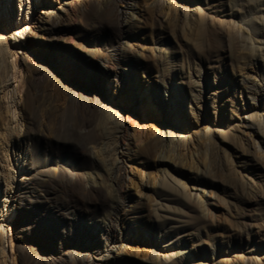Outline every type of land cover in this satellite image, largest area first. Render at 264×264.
<instances>
[{"label": "rangeland", "instance_id": "374dc122", "mask_svg": "<svg viewBox=\"0 0 264 264\" xmlns=\"http://www.w3.org/2000/svg\"><path fill=\"white\" fill-rule=\"evenodd\" d=\"M67 1L81 9L59 19L71 27L60 43L85 57L119 41L123 81L112 85L111 63L97 59L104 83L94 108L81 99L53 117L47 130L59 133L38 156L52 169L19 199L28 156L20 104L28 88L56 90L44 86L50 69L30 56L32 67L22 65L20 50L66 0H0V264L85 258L88 240L72 246L76 228L50 219L70 205L75 167L120 201L89 225L101 236L115 229L102 264H264V0ZM124 4L129 16L118 21ZM87 121L96 133L69 132ZM59 245L62 255L51 251Z\"/></svg>", "mask_w": 264, "mask_h": 264}, {"label": "bare ground", "instance_id": "6f19581e", "mask_svg": "<svg viewBox=\"0 0 264 264\" xmlns=\"http://www.w3.org/2000/svg\"><path fill=\"white\" fill-rule=\"evenodd\" d=\"M67 2L68 1L66 0L65 5L60 9V11H56L55 13L47 16L44 25L39 28L38 34L33 39L26 38L25 46L20 50V60L22 65H28V67H32V65L29 63L28 56H30L33 59L42 61V66H47L50 69V72L44 81V86H49L50 83H52L54 84L56 90L52 91V89H50L48 91L46 89L47 91H45L40 90L39 87L35 88V91L32 92L31 89L28 88L25 91L23 101L20 104V110L22 111V121L24 123L22 138L26 141V145L28 147V156L24 168L25 179L23 181V187L21 192L18 194L19 199L28 197V194L25 191L26 188L35 187V183L33 182L35 178L33 177H36L38 174H42L43 172H49V169H52L50 168L51 166L49 167L50 164L48 165L47 159L41 160L39 158V145L43 143L49 144L52 139L54 140V137L52 138V136H56L59 133V129L56 130L57 128L51 129V132L47 130L53 117L56 114L60 115L65 113L67 108L72 103H75L81 99L86 102L89 109L94 108L93 105L96 104L97 98L101 93L100 89L104 83V78L102 77L104 72L100 70L97 59L103 61L106 60L105 62L111 63V65H109L111 72L108 73V76H110L109 80L111 81L112 85L119 86L123 81L121 72L122 67L120 62V45H118L119 41L113 44H96L92 49L89 50L85 57L78 56L69 46L62 45L60 43V40L63 38L60 37L59 34L61 32L67 33L69 30H71V27L69 22L67 27H61L58 23L59 19L68 18V20H70V15L76 10L78 11L80 8H74V6H71ZM131 5L132 4H124L122 5L121 10H116L115 15L118 21H123L124 19L128 18L129 15L127 10L129 7H131ZM118 30H120V28ZM122 32L123 36L125 31L122 30ZM44 62L46 64H44ZM85 125L87 129L85 128L80 130L76 127H72L70 128L69 132H71L72 135L81 137L89 131H96L90 121L85 122ZM56 139L58 140V138ZM88 143L90 142H83L80 138V141L77 142L78 147H75L80 148V155L85 160V162L92 163L93 155L90 150L92 148H89ZM118 164L119 161L117 160L116 164H114L112 168L111 174V180L114 182L113 188L116 193L119 191L121 185L120 170L118 169L116 172V169L119 168ZM56 167L62 169L64 166L62 163L58 162ZM72 170L74 171L73 177L67 183L70 196V205L67 208H54L52 210V216L50 219H56L62 224L63 222L68 223L70 227L76 228L77 232L80 234V237L77 240H75V238L70 239L69 244L72 246H81V237H85L88 240L87 246L83 245L86 247V249H84L82 252L85 254V258L80 260L81 264H102L104 258L101 256L99 257L98 252L103 247H109V242L112 240L115 234V229L111 227L109 232H107L104 236H101L99 233L93 230V228L90 229L92 226L89 228V225L97 224H95L97 219L93 220V214L95 212H101L106 208H110L112 213L117 214L120 201L115 202L114 200L108 199L104 195L102 189L97 188L98 185L95 183H89L87 176L78 168L75 167L72 168ZM34 181H36V179ZM146 187L149 186L146 184ZM31 189L32 188H30V190ZM85 216H89L86 219L91 220V222H86L84 219ZM85 223H88V225L85 226ZM29 226L32 230H41V227L35 222V220L33 223H30ZM52 236L55 237V234L52 233ZM89 240H92V243L89 244ZM51 251L57 253L58 255H62L65 253L66 247L59 245L56 248L51 249Z\"/></svg>", "mask_w": 264, "mask_h": 264}]
</instances>
